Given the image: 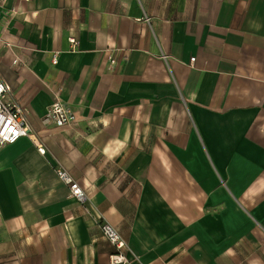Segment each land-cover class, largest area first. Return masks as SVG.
<instances>
[{
  "label": "crops",
  "instance_id": "1",
  "mask_svg": "<svg viewBox=\"0 0 264 264\" xmlns=\"http://www.w3.org/2000/svg\"><path fill=\"white\" fill-rule=\"evenodd\" d=\"M0 76V264H264V0H0Z\"/></svg>",
  "mask_w": 264,
  "mask_h": 264
},
{
  "label": "built area",
  "instance_id": "2",
  "mask_svg": "<svg viewBox=\"0 0 264 264\" xmlns=\"http://www.w3.org/2000/svg\"><path fill=\"white\" fill-rule=\"evenodd\" d=\"M72 46L76 45V40L69 38ZM192 57L190 61L192 62ZM56 53L53 54L52 62L56 63ZM16 62V60H14ZM111 63L114 59L111 58ZM8 87L0 76V148L6 144L15 142L22 136L29 137L36 145L39 153L44 154L46 148L39 138L38 134L33 130L29 122V110L26 106L19 104L15 100L7 98ZM74 115L69 107L56 97L47 109L43 121L52 120L57 126L70 125L74 121ZM54 170L64 184L68 186L69 195L77 201H83L86 193L79 182L74 179L68 170L58 161L54 162ZM102 234L116 248V251L109 254L110 263L120 264L126 261L122 249L126 247L125 241L120 236L118 230L106 221L100 225Z\"/></svg>",
  "mask_w": 264,
  "mask_h": 264
}]
</instances>
